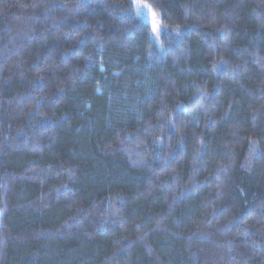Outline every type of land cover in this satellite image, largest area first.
<instances>
[{
	"label": "trees",
	"instance_id": "obj_1",
	"mask_svg": "<svg viewBox=\"0 0 264 264\" xmlns=\"http://www.w3.org/2000/svg\"><path fill=\"white\" fill-rule=\"evenodd\" d=\"M0 0V264H264V0Z\"/></svg>",
	"mask_w": 264,
	"mask_h": 264
},
{
	"label": "rangeland",
	"instance_id": "obj_2",
	"mask_svg": "<svg viewBox=\"0 0 264 264\" xmlns=\"http://www.w3.org/2000/svg\"><path fill=\"white\" fill-rule=\"evenodd\" d=\"M147 5V9L142 8L141 6ZM134 6L141 14V17L149 21L152 26V36L155 42V45L160 49L164 50L163 43L161 40V35L165 30V25L162 23L160 19L159 13L154 10L147 2L144 0H134Z\"/></svg>",
	"mask_w": 264,
	"mask_h": 264
},
{
	"label": "snow or ice",
	"instance_id": "obj_3",
	"mask_svg": "<svg viewBox=\"0 0 264 264\" xmlns=\"http://www.w3.org/2000/svg\"><path fill=\"white\" fill-rule=\"evenodd\" d=\"M141 7L144 8V9H147L148 6L147 5H143Z\"/></svg>",
	"mask_w": 264,
	"mask_h": 264
}]
</instances>
